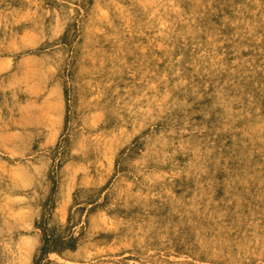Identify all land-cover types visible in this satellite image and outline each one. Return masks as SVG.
<instances>
[{"label": "rangeland", "instance_id": "374dc122", "mask_svg": "<svg viewBox=\"0 0 264 264\" xmlns=\"http://www.w3.org/2000/svg\"><path fill=\"white\" fill-rule=\"evenodd\" d=\"M0 264H264V0H0Z\"/></svg>", "mask_w": 264, "mask_h": 264}, {"label": "bare ground", "instance_id": "6f19581e", "mask_svg": "<svg viewBox=\"0 0 264 264\" xmlns=\"http://www.w3.org/2000/svg\"><path fill=\"white\" fill-rule=\"evenodd\" d=\"M262 78V77H261ZM263 79V78H262ZM259 91V90H258ZM238 97V96H237ZM227 101V100H226ZM228 120V119H227Z\"/></svg>", "mask_w": 264, "mask_h": 264}]
</instances>
